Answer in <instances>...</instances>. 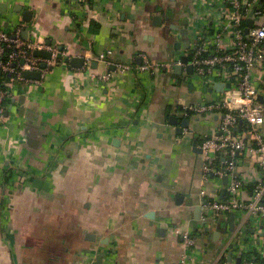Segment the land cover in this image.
<instances>
[{"label":"crops","instance_id":"obj_1","mask_svg":"<svg viewBox=\"0 0 264 264\" xmlns=\"http://www.w3.org/2000/svg\"><path fill=\"white\" fill-rule=\"evenodd\" d=\"M84 3L0 0V28L13 35L23 24L26 41L62 51L40 80L5 81L12 88L0 122V264H93L98 256L102 264H184L186 257L221 264L237 219L234 233L231 214L203 221L200 148L220 118L189 111L219 94L189 80L187 66L175 71L212 19L201 0ZM173 24L188 36L170 31ZM177 41L190 42L180 56ZM74 58L84 60L81 68ZM146 62L151 70L140 72ZM255 161L245 157L238 175L249 180ZM216 180L207 189L216 185L225 198L230 179ZM250 225L247 241L264 242ZM176 229L198 238L197 249L187 253Z\"/></svg>","mask_w":264,"mask_h":264},{"label":"built area","instance_id":"obj_2","mask_svg":"<svg viewBox=\"0 0 264 264\" xmlns=\"http://www.w3.org/2000/svg\"><path fill=\"white\" fill-rule=\"evenodd\" d=\"M203 15L212 19L208 26L210 32L204 39H194L190 52L186 55L193 67L191 81L213 89L217 83L230 84L231 89L218 93L216 101L205 102L189 108V111L201 116L220 118L215 135L201 144L203 167L201 194L203 196V221L215 222L220 217L235 215L237 231L231 239L234 255L242 258V264H264V242H249L246 235L249 225L257 228L259 235L264 232V4L261 0H201ZM254 25L246 34L247 21ZM202 20V19H201ZM24 25H18L13 35L0 28V122L6 117V101L11 95V85L5 83L3 76H9L12 82H24L23 73L40 72L43 78L48 67L58 62L62 51L58 47H47L52 59L46 60L34 55L35 50H44L45 46L32 45L22 37ZM41 46V47H40ZM113 54H102V61ZM47 64L42 69L41 65ZM182 65L181 60L175 66ZM188 65H185L188 67ZM184 66V67H185ZM151 70L149 62L143 64L140 72ZM110 74L100 76V82H108ZM243 122L242 133L237 129ZM256 159L254 175L248 180L238 175V167L245 157ZM227 177V196L220 197L219 187L208 190L207 185L216 179L223 181ZM252 183V197L245 200L246 187ZM261 226V228H260ZM183 239L187 253L198 247V238L189 231L176 229ZM221 264H233L226 257ZM233 255V256H234ZM254 255V260L245 257ZM184 264H192L186 257Z\"/></svg>","mask_w":264,"mask_h":264},{"label":"water","instance_id":"obj_3","mask_svg":"<svg viewBox=\"0 0 264 264\" xmlns=\"http://www.w3.org/2000/svg\"><path fill=\"white\" fill-rule=\"evenodd\" d=\"M263 4H264V0H261L260 3H259V6H263ZM16 11L18 13H20L22 11V8L21 7H17ZM31 16H32L31 13H29V12L28 13H25V21L27 23H29L31 21V18H32ZM154 20H155V25L157 27H161L162 26V18L161 17H156ZM183 25L184 26H187L188 23L187 22H184ZM253 25H254V20L253 19H249L247 21L246 34L249 33L250 28H252ZM167 27L170 29V31H175V32H178L179 31L180 34L182 35V37L183 36L186 37L189 34V31L187 29L181 30V27L179 25L173 24V25H170V26H167ZM173 47H174V50H175L176 55H179L180 56L182 48L187 49V50L190 48V42L189 41H185V42H179V41H177V42L174 43ZM34 55L36 57H38V58H43V59H46V60H51L52 59V53L51 52H48V51H44V50H35L34 51ZM180 60H181L182 65L176 66L175 71H176L177 74L182 75L183 70H184V66L189 64V59H188V57H184L183 56V57H181ZM72 64L76 68H81L83 66V64H84V60L83 59H80V58H74L72 60ZM41 68L42 69L47 68V64L46 63H43L41 65ZM193 72H194L193 67L191 65H188V67H187V74L190 75V76H192L193 75ZM23 78L26 79V80H40L41 79V73L40 72H29V71H26V72L23 73ZM230 89H231V85L230 84L217 83L214 86V88L211 89V91H216L218 93H223L225 90H230ZM259 100H260L261 103L264 104L263 97H260ZM171 119H172L171 121H175V124L174 125H176L178 119L177 118H174V117L171 118ZM188 126H189V120L183 121L182 126L179 128V132H182L185 128H188ZM242 128H243V122L241 121L239 123L238 129H237V131H238L239 134L242 133ZM223 181H224V184L226 185L228 183V178L225 177L223 179ZM225 193H226V191L223 190L222 195L224 196ZM222 198H224V197H222ZM234 220H235V215L232 214L231 215V224H232L231 232L232 233H234L235 228H236L235 225H234ZM219 239H220V233H216L215 240L218 241ZM233 247H234L233 244H231L229 246V254H228V260H229V262L232 261V258H233V254L231 252V250L233 249ZM102 262H103L102 256H98L97 259H96V261L93 264H102ZM237 264H242V258H238Z\"/></svg>","mask_w":264,"mask_h":264},{"label":"trees","instance_id":"obj_4","mask_svg":"<svg viewBox=\"0 0 264 264\" xmlns=\"http://www.w3.org/2000/svg\"><path fill=\"white\" fill-rule=\"evenodd\" d=\"M85 3L88 4V5H90V0H85ZM85 3H84V4H85ZM86 4H85V5H86ZM2 78H3V79H8L9 76H3ZM252 188H253V186H249V189H252ZM263 204H264V202H263ZM245 259H246V257H245ZM245 259H244V260H245ZM247 260H254V259L247 257Z\"/></svg>","mask_w":264,"mask_h":264},{"label":"rangeland","instance_id":"obj_5","mask_svg":"<svg viewBox=\"0 0 264 264\" xmlns=\"http://www.w3.org/2000/svg\"><path fill=\"white\" fill-rule=\"evenodd\" d=\"M216 183L220 185L221 181L219 179L216 180Z\"/></svg>","mask_w":264,"mask_h":264}]
</instances>
